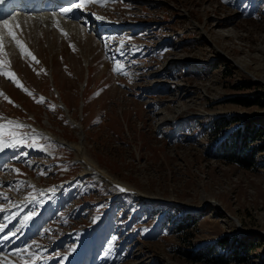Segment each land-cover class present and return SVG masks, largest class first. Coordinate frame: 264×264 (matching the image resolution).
<instances>
[{"label":"rangeland","instance_id":"1","mask_svg":"<svg viewBox=\"0 0 264 264\" xmlns=\"http://www.w3.org/2000/svg\"><path fill=\"white\" fill-rule=\"evenodd\" d=\"M113 2L101 7L93 1L80 16L111 12L125 25H148L150 50L131 59L137 60L136 69L146 63L138 86L118 89L123 84L110 80L103 52L88 40L78 43L71 33L63 39L62 28L46 24L37 23L41 31L18 26L13 32L29 51L36 45L41 63L22 54L8 33H1L0 72L15 73L28 91L0 74V120H25L67 146L81 145L91 164L143 200L123 195L112 202L114 192L108 186L80 178L82 167L71 147L33 134L31 125L6 132L1 141L8 144L15 133L22 140L24 158L36 165L35 172L29 167L22 172L36 186L21 185L16 196L74 179L53 206L60 204L59 210L75 198V208L84 206L87 213L81 219L79 209L74 216L55 218L25 252L9 257L28 264L42 258L45 245L64 238L73 248L77 242L71 240L77 236H69V231L89 233L87 226L112 207L96 233L100 238L88 247L93 264L94 257L104 256L114 243L107 235L116 241L115 264H264V0H257L260 11L252 14L236 8L234 0ZM129 15L135 16L131 22ZM205 26L213 29L204 31ZM120 33L135 42L145 35ZM247 85L252 87L243 89ZM156 87L158 92H151ZM41 93L64 108L38 103ZM243 97L256 105L246 108L231 101ZM253 126L262 134L248 138L251 148H259L251 169L215 157L214 149L223 153L239 130ZM13 178L11 169L4 170L0 185ZM14 196L2 198L0 205ZM66 219H73L69 227L60 226ZM58 253L66 255L67 250Z\"/></svg>","mask_w":264,"mask_h":264},{"label":"bare ground","instance_id":"2","mask_svg":"<svg viewBox=\"0 0 264 264\" xmlns=\"http://www.w3.org/2000/svg\"><path fill=\"white\" fill-rule=\"evenodd\" d=\"M39 10H40V8L39 9H35V10H33L32 8H29L28 11H23V13H18L15 16H10L9 19H8V21L11 22V23H13V24L16 23V25H18L20 27H25L27 31H28V28L29 29H32L33 28L32 30L41 31L42 30V29L40 30L41 27H39L37 24L34 25V22H36V21H43V23L45 24L53 16L52 15L45 14V10L38 12ZM54 17H57V16H54ZM13 18H15V19H13ZM71 27L73 28L72 25H71ZM205 29H208L211 32V30L213 28H210V27L208 28V26H205L204 27V31H205ZM46 30L47 29H45V31ZM3 32H7V31L3 27V22H1L0 23V38L1 37H4V35L1 34ZM88 45L90 46V44H88ZM32 46L35 49L36 45L34 43H32ZM12 58H14V56H12ZM173 77H176L175 74L173 75ZM8 121L9 120H3V121L0 122V124L6 125V128H2V129H0V131L1 130H6V129H10V128H14L15 126L18 125V122L15 121V120H11V121H13L12 124H8ZM73 145H75V144H73ZM73 145L68 146V147H71L74 150V153H75L74 155H75V158H76V162L78 164H80V166L82 167V172L80 174V178L88 177L86 175H89V178H92L93 180L95 179L96 181L105 182V184H107L113 190V192H114V196H113L112 200L114 198H118L119 196H122V194H124L123 192H120L118 190V188H117L118 185L119 186H122L123 188H125L126 191L127 190L133 191L134 193H136L135 196H137L138 198H140L141 200H143L142 199L143 196L141 194H139L137 191H135L134 189L127 188L128 186H124L121 183H118V182H115V181L111 180L110 178L107 177V175L105 173L101 172L94 164H91V162H89L84 157V152H83V149L81 148V145L80 146H73ZM74 181H76V180H74ZM27 202H30V200H28ZM2 263L3 264H11V260L9 258H7V257L6 258H2L0 260V264H2Z\"/></svg>","mask_w":264,"mask_h":264},{"label":"trees","instance_id":"3","mask_svg":"<svg viewBox=\"0 0 264 264\" xmlns=\"http://www.w3.org/2000/svg\"><path fill=\"white\" fill-rule=\"evenodd\" d=\"M252 87L251 85L244 86L243 89H248ZM234 104L239 105L241 107H252L256 105L255 100H250L247 97L236 98L231 100ZM246 129V130H245ZM241 129L237 132L236 140L229 142V144H225L223 149V153H219L217 149H214V152H217L215 155L216 158H225L229 163L238 165L243 169H251L254 166V158L256 153L259 152V148H251L248 145V138H255L261 136L259 130L254 126L250 128ZM247 135V136H246ZM214 156V155H213ZM182 230L183 226H179Z\"/></svg>","mask_w":264,"mask_h":264},{"label":"snow or ice","instance_id":"4","mask_svg":"<svg viewBox=\"0 0 264 264\" xmlns=\"http://www.w3.org/2000/svg\"><path fill=\"white\" fill-rule=\"evenodd\" d=\"M84 6H86L85 4H84V2H83V0H82V2L80 3V4H77L76 5V7H84ZM70 11V9L69 8H65L64 9V12L65 13H67V12H69ZM13 19H15V18H13ZM9 21L8 20H5L4 22H3V27H4V29H6L7 30V32H8V36L15 42V44L17 45V46H19V48H20V50H21V52H22V54H24L25 56H29V57H31L32 58V60L33 61H35V63H37V64H39V60L33 55V53L31 52V51H29L26 47H25V45L17 38V36H16V34L12 31V29L9 27ZM0 46H2V41H0ZM121 70V68H120V66H117L116 68H114L113 69V71H120ZM0 74H2V75H4V76H6V77H8L10 80H12V82H14L15 84H16V86L17 87H19V88H23V90L25 91V92H27L28 90L24 87V85L22 84V82L16 77V75H15V73H9V72H7V71H3V72H0ZM29 94H31V93H29ZM38 103H44L45 102V100H44V98L43 97H40L39 98V100L37 101ZM13 123V121H11V120H9L8 121V124H12ZM18 127H22V125H17ZM2 128H6V125H4V124H0V129H2ZM22 142V140L21 139H17L16 138V136H15V133H12L11 134V140H10V142H9V146H15V145H17V144H20ZM35 141L33 140V143H34ZM2 148H3V144L2 143H0V150H2ZM17 172H19V170H17ZM43 174V173H42ZM117 188H118V190L120 191V192H125L126 191V189L125 188H123L122 186H117ZM5 199H8V197L7 196H5L4 197ZM31 219V215H29V216H26L25 217V220H30ZM7 237H0V239H6Z\"/></svg>","mask_w":264,"mask_h":264}]
</instances>
